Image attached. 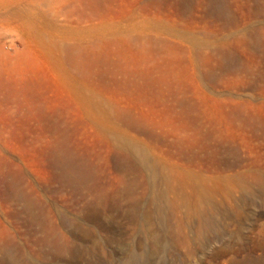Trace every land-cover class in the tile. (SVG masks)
I'll use <instances>...</instances> for the list:
<instances>
[{
  "label": "rangeland",
  "instance_id": "374dc122",
  "mask_svg": "<svg viewBox=\"0 0 264 264\" xmlns=\"http://www.w3.org/2000/svg\"><path fill=\"white\" fill-rule=\"evenodd\" d=\"M142 235L141 264H264V0H0V264Z\"/></svg>",
  "mask_w": 264,
  "mask_h": 264
},
{
  "label": "bare ground",
  "instance_id": "6f19581e",
  "mask_svg": "<svg viewBox=\"0 0 264 264\" xmlns=\"http://www.w3.org/2000/svg\"><path fill=\"white\" fill-rule=\"evenodd\" d=\"M259 30V29H258ZM147 168V167H146ZM146 176L148 177V179H150L151 177V173L146 169ZM153 180V179H152ZM152 199V198H151ZM153 202V201H152ZM158 211V210H157ZM130 216L132 218V220L134 222H140L142 220H147L150 217V211L146 210L144 212L141 213V207L139 204H136L134 206H132V208L130 209ZM152 217V216H151ZM156 217V216H155ZM150 220V219H149ZM80 226V224L78 225V227ZM111 230V229H110ZM112 231V230H111ZM118 239V238H117ZM115 240V239H112ZM129 242V241H127ZM147 242H148V236L146 235H142L140 236V239L137 242V249H139L141 251V253L139 255H137L134 251H133V245H130L125 254H126V262L127 264H141L143 259L148 257V251L146 249L147 246ZM91 246L88 247V249L85 251V255L89 256L90 252L92 253V251L94 252L95 250H99L100 244L97 240V238H94L93 240H91ZM121 244V243H120ZM119 244V245H120ZM122 245V244H121ZM86 249V248H85ZM84 249V250H85ZM83 250V251H84ZM0 251H2L4 253V251L6 252V250H4V248H0ZM83 253V252H82ZM2 254V253H1ZM4 255V254H3ZM84 255V254H83ZM90 257V256H89ZM57 259V258H56ZM83 259L82 254H81V258H72L70 260H62L61 262H57V264H79L81 262V260ZM93 259V258H92ZM87 264L91 263V258L86 259ZM32 262V261H31ZM55 262V263H56ZM54 264V261L53 263Z\"/></svg>",
  "mask_w": 264,
  "mask_h": 264
}]
</instances>
